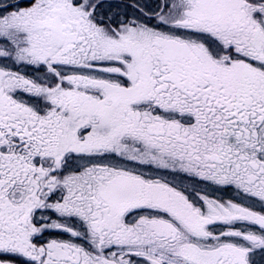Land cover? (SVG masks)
<instances>
[{
    "label": "snow or ice",
    "instance_id": "1",
    "mask_svg": "<svg viewBox=\"0 0 264 264\" xmlns=\"http://www.w3.org/2000/svg\"><path fill=\"white\" fill-rule=\"evenodd\" d=\"M0 264H264V0H0Z\"/></svg>",
    "mask_w": 264,
    "mask_h": 264
}]
</instances>
